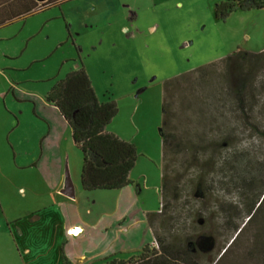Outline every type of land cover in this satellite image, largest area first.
I'll use <instances>...</instances> for the list:
<instances>
[{
  "label": "rangeland",
  "instance_id": "obj_1",
  "mask_svg": "<svg viewBox=\"0 0 264 264\" xmlns=\"http://www.w3.org/2000/svg\"><path fill=\"white\" fill-rule=\"evenodd\" d=\"M226 1L67 0L0 28V264H100L108 256L131 262L145 245L148 255L161 251L153 232H167L171 242L173 231L184 236L193 229L213 234L215 249L206 253L220 254L212 264H254L245 254L248 231L231 244L246 214L238 189L223 190L218 183L217 168L228 152L238 170L239 163L250 162L247 173L264 155V7L235 8L216 17L215 7ZM238 50L247 55L219 70ZM80 65L97 98L117 104L108 131L130 140L139 153L131 183L121 189L81 188V153L68 124L45 99L55 79ZM200 66L216 71L198 85L187 71ZM172 77L180 83L167 81L164 96L187 123L195 111L189 106L193 91L213 92L218 101L225 87L242 84L251 94L255 126L247 124L230 146H216L224 119L233 121L228 107L218 104L212 125L206 124V142L199 145L206 151L187 141L195 139L194 130L173 129V149L164 159L168 208L153 218L152 231L147 214L160 208L162 88ZM195 149L213 150L214 162L206 168L213 183L207 192L189 195L186 188L201 162L192 160ZM259 175L264 181V167ZM171 189L177 198H171ZM227 206L236 215L226 225ZM76 225L80 229L72 232ZM207 256L198 264H208Z\"/></svg>",
  "mask_w": 264,
  "mask_h": 264
},
{
  "label": "trees",
  "instance_id": "obj_2",
  "mask_svg": "<svg viewBox=\"0 0 264 264\" xmlns=\"http://www.w3.org/2000/svg\"><path fill=\"white\" fill-rule=\"evenodd\" d=\"M64 1L67 0H45L43 2L35 0H0V27L37 11L59 5ZM262 7H264V0H229L215 7V16L223 18L235 8L260 9ZM245 53L238 50L228 55L224 59V64H222V66H225L223 69L227 70L229 63H234V59L239 56H246L247 54ZM205 68L207 67L202 66L197 71L200 72ZM222 77L225 76L222 74ZM222 77L220 75L222 81L219 83V87L221 89L224 87ZM225 88V92H223L225 97H222L221 100L218 98V101H214L215 98L212 97L213 92L209 91L202 92V94H199V97L195 98V101L190 103L189 106L195 108L194 112L198 116H195L197 120L195 121L197 125V129L195 128L194 131L195 139H189L187 140L188 142H193L196 146L206 142L203 139L206 133V124L209 121L210 125H212L214 120L212 108L215 106L216 109L218 104L228 107L233 121L229 122L228 119L230 117L224 119L222 122L223 129L217 132L219 138L216 146H230L237 132L243 133L246 131L247 124L255 126V124L250 122L251 117L249 116L251 103L248 102L247 98L250 99L251 94L243 91L244 87L242 84L237 86L236 90ZM164 92L166 91L164 90ZM192 97L196 96L192 95ZM165 99L166 97L164 96V101ZM46 100L57 109L58 113L69 125L72 142L81 153L82 163L79 174L81 188L84 191L97 189L114 190L129 185L131 183L129 173L135 165L139 153L134 143L121 139L114 133L105 130L106 126L117 114V104L110 98L104 101H100L97 98L91 81L82 65L68 72L62 79H55L54 84L46 94ZM228 101H230L231 105H228ZM194 103L197 104L195 105ZM167 105L165 102L162 105V124H165V129L162 130V125L160 208L157 210L159 212L147 214V221L152 231L154 230L153 218L165 212L168 208L167 195L170 192L167 189L166 179L168 172L167 162L164 159L168 157L173 149V135L170 133V128L166 127ZM194 112L193 114H195ZM262 131L264 137V130ZM178 146H181L179 142ZM199 150L206 151L202 146H199ZM199 150L195 149L192 153V160L196 161L195 159L200 158L201 162L198 163V171L195 173L191 185L186 188L189 195L207 192L211 189L210 185L213 183L212 179L208 180L206 178V168L213 164L214 152L211 149L208 154L206 152L204 154V152L201 153ZM258 158H260L258 159L260 162H257L256 168L253 167V170L246 173L250 162L244 161L239 163L238 166L241 169L238 170L236 160L232 159L230 153L227 152L222 155L217 170L220 172L218 183H220L223 190L229 188V186H234V188L238 189V196L240 201H242V209L246 214L242 225L235 227V237L231 238V244L234 241L236 242L243 232L248 231L251 241L250 247L245 254L246 256L248 255V259H254V264H264V181L260 179L259 175L261 167H264V155ZM240 174L242 175L240 176ZM206 181L211 183L204 186L203 184ZM170 196L171 198H177V190L171 189ZM225 211L223 209L224 216L222 219H224L223 224L227 225L235 217L236 212L234 207L225 208ZM163 214L165 215V213ZM193 230V233H187L184 236L173 231L171 242L167 240V232H162V236H157L153 232V238L161 248L160 252L152 250L151 255H148L145 245L138 254V258L134 261L128 262V260L108 256L102 258L101 262L103 263L100 264H198L200 256H205L206 254L209 255L207 256L209 258L208 264H212L220 254V250L206 253L215 249L216 244L213 234L206 230H199V232L195 231V229ZM188 247H192L200 252V256L195 257V255L189 252ZM224 248L222 247L221 249Z\"/></svg>",
  "mask_w": 264,
  "mask_h": 264
},
{
  "label": "crops",
  "instance_id": "obj_3",
  "mask_svg": "<svg viewBox=\"0 0 264 264\" xmlns=\"http://www.w3.org/2000/svg\"><path fill=\"white\" fill-rule=\"evenodd\" d=\"M36 1V0H35ZM107 3H109L108 1H107ZM94 8H96V7H93V9ZM33 14V13H32ZM32 14H30V15H32ZM30 15H27V16H25V17H23V18H21V19H24V18H27L28 16H30ZM18 20V19H17ZM15 21V20H14ZM4 27V26H3ZM1 28V27H0ZM200 67H202V66H200ZM200 67H198V68H200ZM222 64L220 65V67H219V70H220V68L222 69ZM197 68V69H198ZM77 69V68H76ZM197 69H193V70H190V71H187V72H193L194 74H195V76L193 77V81H194V79H197V80H195L196 82H197V84L198 83H204V82H206L205 80H207V78H210V75L212 74V73H214V71H209V70H207L206 68L204 69V70H202V71H200V72H198L197 71ZM218 69V68H217ZM215 71H216V69H214ZM218 70V71H219ZM178 77V76H177ZM177 77H172V78H170V79H168V80H166L165 82H164V84H163V88H162V102H161V104L163 105V103L165 102V103H167L168 105H167V121H166V123L167 124H169L168 126H167V128H170V133H173V129L175 128V129H178V130H180L181 132H183V130L184 131H195V128L197 129V125H196V123H195V121H197L196 120V118H195V116L197 115V113H195V114H190L189 116H190V123H187V121H189L186 117H182L181 115L180 116H178V114H176V115H174L173 114V112H172V110H173V107L175 106V105H173L170 101H168V100H166L165 99V101H164V86H165V83L167 82V81H169V80H173L175 83H180L179 81H177ZM211 79V78H210ZM190 80H191V78H190ZM212 80H214V79H212ZM215 81V80H214ZM195 85V84H194ZM199 85V84H198ZM191 87V86H190ZM194 89H195V87H193ZM94 90V89H93ZM193 91V90H192ZM47 94V93H46ZM46 94H45V99H46ZM195 94V91H193L192 93H191V97H192V95H194ZM195 96V95H194ZM197 97H199V95L198 96H196V97H192L191 98V102L192 101H195L196 99L195 98H197ZM47 101V100H46ZM48 102V101H47ZM190 102V103H191ZM49 103V102H48ZM198 103V102H197ZM197 103H194L195 105L197 104ZM50 104V103H49ZM54 109H55V111H57V109L52 105V104H50ZM191 107V106H190ZM57 113H58V111H57ZM59 114V113H58ZM59 116L62 118V116L59 114ZM198 116V115H197ZM63 119V118H62ZM64 120V119H63ZM65 121V120H64ZM66 122V121H65ZM67 123V122H66ZM161 125H162V117H161ZM175 125V126H174ZM69 126V125H68ZM162 127V126H161ZM69 129H70V127H69ZM161 129V128H160ZM106 131L107 132H111V133H114L113 131H108V129L106 128ZM115 135H117V133H114ZM70 135H71V131H70ZM118 136V135H117ZM119 137V136H118ZM160 137H161V135H160ZM122 139V138H121ZM124 140H127V141H130V140H128V139H124ZM162 145V144H161ZM161 152H162V148H161ZM162 157V156H161ZM161 163H162V160H161ZM130 177V176H129ZM35 212H33L32 214H34ZM1 215H2V212H1ZM150 227V226H149ZM80 229V227L79 226H74V227H71V230H72V232H75V230L77 231V230H79Z\"/></svg>",
  "mask_w": 264,
  "mask_h": 264
},
{
  "label": "water",
  "instance_id": "obj_4",
  "mask_svg": "<svg viewBox=\"0 0 264 264\" xmlns=\"http://www.w3.org/2000/svg\"><path fill=\"white\" fill-rule=\"evenodd\" d=\"M37 2H43V1H45V0H36Z\"/></svg>",
  "mask_w": 264,
  "mask_h": 264
},
{
  "label": "bare ground",
  "instance_id": "obj_5",
  "mask_svg": "<svg viewBox=\"0 0 264 264\" xmlns=\"http://www.w3.org/2000/svg\"><path fill=\"white\" fill-rule=\"evenodd\" d=\"M75 232H77V231L75 230Z\"/></svg>",
  "mask_w": 264,
  "mask_h": 264
}]
</instances>
